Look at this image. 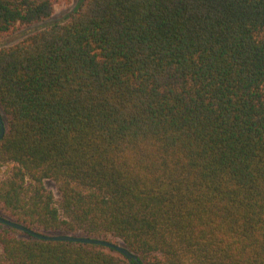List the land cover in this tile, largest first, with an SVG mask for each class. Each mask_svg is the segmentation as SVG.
<instances>
[{
	"label": "trees",
	"instance_id": "obj_1",
	"mask_svg": "<svg viewBox=\"0 0 264 264\" xmlns=\"http://www.w3.org/2000/svg\"><path fill=\"white\" fill-rule=\"evenodd\" d=\"M0 111V216L139 258L0 223V264H264V0H84L0 48Z\"/></svg>",
	"mask_w": 264,
	"mask_h": 264
},
{
	"label": "rangeland",
	"instance_id": "obj_2",
	"mask_svg": "<svg viewBox=\"0 0 264 264\" xmlns=\"http://www.w3.org/2000/svg\"><path fill=\"white\" fill-rule=\"evenodd\" d=\"M83 1L84 0H63L56 5L55 13L50 19L26 27L12 36L1 39L0 48L15 45L24 40L29 35L45 30L46 28L54 24L69 22L77 13ZM45 186L47 189L53 191L54 194L58 197L57 188L53 182L47 180L45 181Z\"/></svg>",
	"mask_w": 264,
	"mask_h": 264
},
{
	"label": "water",
	"instance_id": "obj_3",
	"mask_svg": "<svg viewBox=\"0 0 264 264\" xmlns=\"http://www.w3.org/2000/svg\"><path fill=\"white\" fill-rule=\"evenodd\" d=\"M6 132V126L5 122L2 116V113L0 111V140L4 137ZM0 223L13 227L17 230L26 232L35 238L42 239V240H48V241H69V242H76V243H84V244H94V245H100L104 246L106 248H110L113 250H116L117 252L121 253L124 257L127 259L134 260L136 262H139V258L137 255L133 254L128 250L126 247H124L120 243H115L110 240L105 239H98V238H90V237H83V236H72V235H47L42 233H37L28 227L19 224L17 222L12 221L11 219H8L6 217L0 216Z\"/></svg>",
	"mask_w": 264,
	"mask_h": 264
}]
</instances>
